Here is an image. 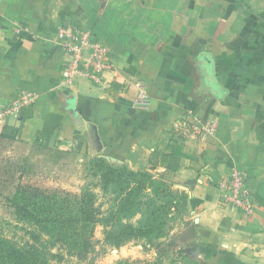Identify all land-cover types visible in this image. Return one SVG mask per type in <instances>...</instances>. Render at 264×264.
Wrapping results in <instances>:
<instances>
[{"label":"crops","instance_id":"obj_1","mask_svg":"<svg viewBox=\"0 0 264 264\" xmlns=\"http://www.w3.org/2000/svg\"><path fill=\"white\" fill-rule=\"evenodd\" d=\"M27 94L0 134L189 191L199 257L264 264V0H0V111Z\"/></svg>","mask_w":264,"mask_h":264},{"label":"trees","instance_id":"obj_2","mask_svg":"<svg viewBox=\"0 0 264 264\" xmlns=\"http://www.w3.org/2000/svg\"><path fill=\"white\" fill-rule=\"evenodd\" d=\"M73 154L45 149L39 143L28 145L0 134V206L9 215L36 225L21 229L30 241L0 237V264H54L61 262L65 255L82 264H92L97 225L103 226L101 250L144 240L156 252L153 263L120 261L116 264H200L193 257L207 250L201 247L195 224L185 219L179 201L172 199L169 193L173 191L172 186L161 180L154 181L148 172L116 170L105 160L95 158L91 161L90 177L98 183L88 185L82 190L85 193L47 190L28 181L40 176L65 183L72 175ZM95 186L104 192L108 206L104 211L96 206L97 196L90 192ZM149 190L159 191L163 202L147 195L145 191ZM40 191L61 193L54 201L51 193L46 196ZM137 214L140 218L133 223L132 218ZM177 222L182 223L183 230L171 235L172 224Z\"/></svg>","mask_w":264,"mask_h":264},{"label":"rangeland","instance_id":"obj_3","mask_svg":"<svg viewBox=\"0 0 264 264\" xmlns=\"http://www.w3.org/2000/svg\"><path fill=\"white\" fill-rule=\"evenodd\" d=\"M71 170L72 175L68 181L65 183L63 182H53L49 179H43L40 176L32 177V179L28 180L32 184L39 186L44 189H59L71 192L73 194H81L85 193L82 191L86 189L88 185L91 183H98V181H94L91 177V170L93 168L91 161L93 160H85L82 163L78 164L77 155L76 153L73 154ZM40 158V157H39ZM113 169L116 170H124L123 167L118 166H111ZM46 174V173H45ZM43 175V174H42ZM154 181H160L161 179L155 178L154 175L151 173L149 174ZM162 181V180H161ZM167 183V182H166ZM170 184V183H168ZM173 191H169L172 195V199L178 200L181 207L180 212L184 215L185 219L193 221L192 213L190 211V193L189 191H178L172 184ZM177 190V191H174ZM42 195L48 196L51 195L54 197V201L60 197L61 191H40ZM93 195L97 196V204L96 206L101 207V211H104L108 208L106 205V200L103 198V191L101 187H93V191H90ZM147 195L152 196L155 199L161 200L159 197V191H145ZM53 193V194H52ZM57 196V197H56ZM24 197H28L26 194ZM34 201V199H33ZM140 215H136L132 218V222L136 223L139 220ZM194 223V221H193ZM195 224V223H194ZM29 227H36L35 223L28 222L27 220H22L20 218H16L15 215H9L6 213V209L0 206V237H7L12 239L13 241L17 240H29V236L23 234L21 229H28ZM172 232L171 235L178 234V232L183 230V226L181 222L173 223L172 224ZM44 237V236H43ZM48 239V237H45ZM103 226L97 225L94 231L93 240H95V256L94 260H92V264H116L120 261H129V262H155L156 261V252L155 250L149 246L144 240H133L124 245L120 248H107L105 250H101V244L103 242ZM194 260H197L200 264H209V260H205L202 257H199L198 254H195L193 257ZM54 264H82L77 259L69 257L67 255L64 256V259L61 262H54ZM164 264H168L165 262Z\"/></svg>","mask_w":264,"mask_h":264},{"label":"built area","instance_id":"obj_4","mask_svg":"<svg viewBox=\"0 0 264 264\" xmlns=\"http://www.w3.org/2000/svg\"><path fill=\"white\" fill-rule=\"evenodd\" d=\"M66 38L62 42L63 50L66 54L73 57L74 61L70 64V67L66 69L65 76L70 78V75L75 71L76 64L82 62L83 60V49L88 48L89 56L85 58V71H87L86 76H89L91 79L98 81L99 74L108 68L106 61L108 58L109 51L99 43H91L87 35H82L81 37L75 38L70 33L64 35ZM89 42V43H88ZM33 95L27 94L22 97L19 101H16L11 109H3L0 111V124L15 110L21 109L23 106L28 105L32 99ZM139 101L146 102V96L140 94ZM240 184L238 180H235V188H239ZM234 201L244 204L245 206L249 205V199L246 191H234Z\"/></svg>","mask_w":264,"mask_h":264}]
</instances>
